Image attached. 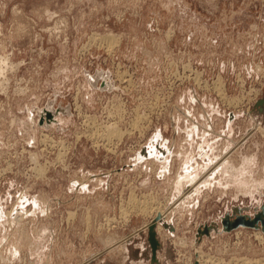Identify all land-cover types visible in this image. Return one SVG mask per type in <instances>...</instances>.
I'll return each instance as SVG.
<instances>
[{
    "label": "rangeland",
    "instance_id": "1",
    "mask_svg": "<svg viewBox=\"0 0 264 264\" xmlns=\"http://www.w3.org/2000/svg\"><path fill=\"white\" fill-rule=\"evenodd\" d=\"M0 27V264L264 262L263 224L223 226L263 218L264 0H0ZM178 152L226 156V192L206 169L195 196Z\"/></svg>",
    "mask_w": 264,
    "mask_h": 264
},
{
    "label": "bare ground",
    "instance_id": "2",
    "mask_svg": "<svg viewBox=\"0 0 264 264\" xmlns=\"http://www.w3.org/2000/svg\"><path fill=\"white\" fill-rule=\"evenodd\" d=\"M14 16V15H13ZM15 17V16H14ZM0 29H1V27H0ZM18 29V28H17ZM19 32V31H18ZM95 34V33H94ZM97 34V33H96ZM95 34V35H96ZM98 36H100V35H96V36H93V41H94V38H96V40L98 39V41L99 42H101V43H104L105 44V46L107 47H109V49H111L112 47H114L115 45H116V41H115V38L117 37H114V36H106V35H104V36H106V37H104V36H100V37H98ZM5 37V36H4ZM89 38V37H88ZM89 40H91L92 41V38L90 39L89 38ZM116 40H117V38H116ZM96 42V41H95ZM119 42V41H118ZM89 43H90V41H89ZM93 43V42H92ZM98 43V42H97ZM98 44H100V43H98ZM84 46H85V44H84ZM87 46V45H86ZM99 46V45H98ZM107 47V48H108ZM5 49V46L4 45H2V43L0 44V89L2 90V89H4V92H5V88H6V86H7V84H8V82H9V80H10V75L11 74H9V72L10 71H12L13 72V70L17 67V64H15V63H13L12 62V60L11 59H8V56L7 55H5L3 52H1V50H4ZM109 51H111V50H109ZM12 56H13V54H12ZM11 56V57H12ZM19 64V63H18ZM17 68H19V67H17ZM185 68V67H184ZM259 69V68H258ZM187 71V70H186ZM264 71V70H263ZM122 72V71H121ZM191 72V71H190ZM192 75V74H191ZM185 76V75H184ZM190 76V75H189ZM196 76V75H195ZM194 76V77H195ZM200 76V75H199ZM193 77V76H192ZM197 77V76H196ZM184 78H187V76L186 77H184ZM91 79H93V77L91 78ZM20 80V79H19ZM23 80V79H22ZM196 80H197V78H196ZM29 81V80H28ZM27 82V81H26ZM130 82V81H129ZM213 82H217V81H213ZM220 82V81H219ZM11 84V83H10ZM9 85V84H8ZM18 85H19V83H18ZM201 85V84H200ZM205 85V84H204ZM213 86V85H212ZM19 87V86H18ZM17 87V88H18ZM21 87V86H20ZM20 87H19V90L18 91H21L20 90ZM203 87H206V85L205 86H203ZM208 87V86H207ZM22 88V87H21ZM25 88V87H24ZM214 88V87H213ZM10 89V88H9ZM13 89V88H12ZM26 89V88H25ZM212 89V88H211ZM215 89L217 90V92H218V94L220 95V97H222V98H224V96H223V92H222V90H221V87L219 86V84L218 85H216L215 84ZM8 89H6V91H7ZM17 90H14V91H17ZM23 90V89H22ZM215 91V90H214ZM6 93V92H5ZM13 93V92H12ZM21 93H23V92H21ZM4 94V93H3ZM9 94V93H8ZM8 94H6V95H8ZM188 94H190V93H188ZM5 95V94H4ZM5 95V96H6ZM181 95V94H180ZM14 96V95H13ZM22 96V95H21ZM185 96V95H184ZM187 96V95H186ZM189 96V95H188ZM191 96V95H190ZM217 96V95H216ZM8 97V96H7ZM77 97V96H76ZM76 97H75V99H76ZM2 98V97H1ZM178 98H180V97H178ZM183 98V97H182ZM221 98V99H222ZM12 99V98H11ZM238 100H240L239 98H237ZM1 100V99H0ZM190 100V99H189ZM226 100V99H225ZM228 100V99H227ZM226 100V102H228ZM234 100V99H233ZM237 100V101H238ZM6 101H8V100H6ZM182 101V100H181ZM203 101V100H202ZM235 101V100H234ZM242 101V100H241ZM223 102V101H222ZM239 103H241V102H239ZM9 104V103H8ZM79 105V104H78ZM77 105V106H78ZM231 105V104H230ZM11 106V105H10ZM74 106H75V104H74ZM48 107V106H47ZM206 107V106H205ZM212 108V107H211ZM162 110V109H161ZM166 110V109H165ZM164 109H163V111H165ZM77 111V110H76ZM159 111V110H158ZM187 111V110H186ZM30 112V111H29ZM37 113H39V111L37 112ZM78 113V112H77ZM57 114V113H56ZM144 114V113H143ZM80 115V114H79ZM89 116V115H88ZM112 116V115H111ZM136 116H141V115H136ZM145 116V115H144ZM143 116V117H144ZM95 117V116H94ZM146 117V116H145ZM15 118H17V117H14V119ZM138 118V117H137ZM12 119V118H11ZM57 119V118H56ZM93 119V118H92ZM136 118H134V121L135 122H137L136 120H135ZM139 119V118H138ZM145 119V118H144ZM19 119H17V121H18ZM91 119H89V121H90ZM143 120V119H142ZM141 120V121H142ZM32 121V120H31ZM84 121V120H83ZM91 121H94V120H91ZM140 121V120H139ZM148 121V120H147ZM11 122V121H10ZM14 122V124H15V120L13 121ZM12 122V123H13ZM111 122H113V121H111ZM115 122V121H114ZM134 122V123H135ZM149 122V121H148ZM18 123V122H17ZM92 123H94V122H92ZM133 123V125L135 126V128H136V125H141V124H134ZM138 123V122H137ZM11 124V123H10ZM229 124V123H228ZM94 125V124H93ZM116 125V124H115ZM130 125V124H129ZM13 126V125H12ZM131 126V125H130ZM129 126V127H130ZM133 126V127H134ZM10 127V126H9ZM24 127V126H23ZM84 127V126H83ZM91 127V126H90ZM257 127V126H256ZM13 128V127H12ZM8 129V128H7ZM29 129V128H28ZM94 129H96V128H94ZM27 130V129H26ZM105 130V129H104ZM192 130V129H191ZM42 131V130H41ZM88 131V130H87ZM91 131V130H90ZM93 131V130H92ZM123 131V130H122ZM195 132H196V130H194ZM193 131V132H194ZM251 131V130H250ZM27 133V132H26ZM84 133V132H83ZM91 133V132H90ZM102 133V132H101ZM104 134V138H105V140L107 141V140H110V139H112V138H116V139H119V138H121L122 137V132H121V130L119 129V128H116L114 125H113V127L112 126H110V127H107L106 126V130H105V132H103ZM128 133V132H127ZM10 134V133H9ZM24 134H25V131H24ZM94 134H96V131H95V133ZM98 134H100V132L98 133ZM12 135V134H11ZM10 135V136H11ZM41 135V134H40ZM48 135V134H47ZM103 135H100L99 137H101L102 138V136ZM192 135V134H191ZM246 135V134H245ZM248 135H249V133H248ZM45 135H43V137H44ZM50 136V135H49ZM91 136V135H90ZM92 136H94V135H92ZM97 136V135H96ZM250 136H251V133H250ZM12 137H13V135H12ZM98 137V136H97ZM153 137V136H152ZM189 137V136H188ZM246 137V136H245ZM42 138V137H41ZM41 138H40V140H41ZM95 138V137H94ZM49 139V138H48ZM43 140H44V138H43ZM62 140V139H61ZM113 140V139H112ZM150 140V139H149ZM242 140V139H241ZM245 140V139H244ZM244 140H242V143H243V141ZM58 141V140H57ZM157 141V140H156ZM41 142H42V140H41ZM51 142H53V140L51 141ZM55 142V141H54ZM111 142V141H110ZM187 142H189L188 141V139H187ZM241 142V141H240ZM24 143V142H23ZM42 143H44V142H42ZM112 143V142H111ZM115 143V142H114ZM239 143V142H238ZM55 144V143H54ZM109 144V143H108ZM107 144V145H108ZM163 144V143H162ZM237 144V143H236ZM61 145V144H60ZM146 145V144H145ZM159 145V144H158ZM164 145V144H163ZM240 145V144H239ZM57 147H58V145H57ZM156 147V146H155ZM164 147V146H163ZM64 148V147H63ZM67 148V147H66ZM149 148V147H148ZM168 148H169V146H168ZM167 148V149H168ZM66 150V149H65ZM163 150H164V148H163ZM152 151H153V149H152ZM156 151V150H155ZM147 152H148V150H147ZM35 153V152H34ZM155 153V152H154ZM170 153V152H169ZM29 154H31V153H29ZM162 154V153H161ZM33 155V154H32ZM38 155V154H37ZM160 155V154H159ZM165 156V155H164ZM177 156H179L182 160H183V158H184V154L183 153H181V152H178V154H177ZM31 157V156H30ZM34 157V156H33ZM61 157V156H60ZM34 159V158H33ZM153 159V158H152ZM185 159V158H184ZM224 160H226L225 158H223ZM57 160V159H56ZM165 160V159H164ZM190 161H191V159H190ZM190 161H187V162H185V160H183V162H182V166H184V167H186V173L189 171V172H192V169H189L188 168V165H189V163H190ZM154 162H157V161H154ZM161 162V161H160ZM54 163V162H53ZM34 164V163H33ZM164 164V162H162V165ZM168 165V164H167ZM64 167V166H63ZM158 167V166H157ZM34 169H36V168H34ZM165 170V169H164ZM228 170H230V168H227V171ZM43 170H41V167L40 168H37V173L40 175V173L42 172ZM184 171V170H183ZM218 172L219 171V169L216 167V169H215V172ZM35 172V171H34ZM188 172V173H189ZM163 173V172H162ZM166 173V172H165ZM193 173V175L195 174V172H192ZM43 174V173H42ZM180 174H182V173H180ZM214 174H216V173H214V171H212V173H210V176L212 175V176H214ZM185 178V177H184ZM191 178H192V175H191ZM213 178L214 177H211V180H210V182L213 180ZM188 180H190V179H188ZM187 179H184V181H188ZM182 181H183V179H182ZM181 182V181H180ZM182 183H184V182H182ZM214 183V182H213ZM215 183H217L218 184V180H216V182ZM179 184V183H178ZM177 184V185H178ZM181 185V184H180ZM186 185V184H185ZM184 186V185H183ZM216 187H217V185H216ZM225 187V186H224ZM178 188V187H177ZM181 188V187H180ZM179 188V189H180ZM247 192V191H246ZM132 197H134V196H132ZM140 198V197H139ZM146 198V197H145ZM185 198V197H184ZM131 201V203L133 204V205H136L137 207H138V210H140V212L142 211H146V210H151V209H153L154 211H156V208H157V206L155 207L154 206V208H153V204L152 203H154V202H152L151 200L149 201V199H146V200H144V201H142V200H140L141 202H138V203H136L135 201L136 200H134V198L132 199H130ZM179 200V199H178ZM177 200V201H178ZM139 201V200H138ZM183 201V200H182ZM130 202H129V204H130ZM152 202V203H151ZM183 203V202H182ZM131 205V204H130ZM130 205H129V208H130ZM135 206V207H136ZM180 206H181V204H180ZM128 208V209H129ZM164 208V207H163ZM169 208V207H168ZM173 208V207H172ZM127 209V208H126ZM171 209V208H170ZM129 210H132V209H129ZM120 211H121V208H120ZM126 211H128V210H126ZM125 211V212H126ZM135 211V210H134ZM147 211V212H148ZM163 211H165V210H159L158 212H155V214H158V213H161V217L162 218H165V216H164V213H163ZM169 211V210H168ZM171 212L173 211V209L172 210H170ZM123 213H124V209H123V211H122ZM130 212V211H129ZM137 212V211H136ZM127 213V212H126ZM126 213H125V215H126ZM149 213V212H148ZM151 213V212H150ZM154 214V215H155ZM169 215H171V213L169 214ZM72 217V216H71ZM169 217V216H168ZM113 218V217H112ZM161 218V219H162ZM161 221H163V219L161 220ZM111 225V224H110ZM167 224H165V226H166ZM148 226V225H147ZM167 227V226H166ZM144 228H146V227H144ZM158 228H159V226H158ZM168 228V227H167ZM173 229V228H172ZM214 230V229H213ZM170 231V230H169ZM261 235H262V233H261ZM255 238L256 239H259V240H261V236L259 235V232H255ZM197 253V252H196ZM197 255V254H196ZM199 256H200V259H201V262H204V263H207V262H209V261H211V262H213V259L212 258H208L207 256H203V255H200V254H198ZM190 258V257H189ZM231 259V258H230ZM234 259V258H233ZM250 258H246V259H238V261L237 262H234L235 264H264V262H262V261H260V260H249ZM236 260V259H235ZM262 260V259H261ZM200 261V260H199ZM238 262H241V263H238ZM203 264V263H202ZM229 264V263H228ZM232 264V263H231Z\"/></svg>",
    "mask_w": 264,
    "mask_h": 264
},
{
    "label": "crops",
    "instance_id": "3",
    "mask_svg": "<svg viewBox=\"0 0 264 264\" xmlns=\"http://www.w3.org/2000/svg\"><path fill=\"white\" fill-rule=\"evenodd\" d=\"M106 36H110V35H106ZM111 37V36H110ZM115 37V36H114ZM184 154V160H185V162H187V161H190V159H191V161H190V163H192L193 161H194V159H193V157H192V154H187V155H185V152L183 153ZM176 157H177V155H175ZM218 156V157H217ZM190 157V158H189ZM212 158V159H211ZM218 159L217 160V163H215V166L219 169V171L217 172L218 173V177H216V178H213V182H214V185L212 184L213 182L211 181L210 182V180H208V179H206V180H204L203 182H206V183H208L207 185H206V187H211V186H216V185H218V186H221L222 188H221V190L222 191H224L225 190V192H226V190H227V186L229 185V184H227V178L225 179V178H223L222 177V174H227L226 172H227V166H229V168L230 167H232V165H231V163L230 162H227V158H226V156H224L223 154H220V155H215V156H213V157H210L209 156V154L208 153H205V161H204V163L203 164H201V166H199L198 164H197V162H195V163H193V164H190V165H188V168L189 169H192V172H195V174H194V177L192 176V178H191V180H188L187 182L188 183H191V185L190 186H192V189H193V194H195V196L199 193V191H200V188H193L196 184H193V182L196 180V178L202 173V171H204V170H206V169H208V170H215V169H212L211 167L213 166V163H212V160L213 159ZM223 158H225L226 160H224ZM181 161L183 162V160L181 159ZM182 162H181V164H182ZM236 170V169H235ZM237 171V170H236ZM234 174H235V176H234ZM210 176V175H209ZM252 175H249L248 177H245V178H243V177H238L237 176V172L236 173H233V175H232V177L230 178V182H233V183H235L236 185L238 184L239 186H240V189L242 190V188L243 189H245V185L247 184V182H246V178H250ZM193 179V180H192ZM216 180H218V184L217 183H215L216 182ZM199 185H197V187H198ZM225 186V187H224ZM200 187V186H199ZM192 189L190 190V192H192ZM237 191H239L238 189H236ZM248 192V191H247ZM224 193V192H223ZM240 193V192H239ZM192 195H190V197H191ZM164 205V204H163ZM163 205L161 204H157V208H156V211H154V213L155 212H158L159 210L161 211L162 209H163ZM158 228V227H157ZM180 240V245L181 246H183L184 244H185V241H183V239H179ZM179 242V241H178Z\"/></svg>",
    "mask_w": 264,
    "mask_h": 264
},
{
    "label": "water",
    "instance_id": "4",
    "mask_svg": "<svg viewBox=\"0 0 264 264\" xmlns=\"http://www.w3.org/2000/svg\"><path fill=\"white\" fill-rule=\"evenodd\" d=\"M264 210V208H263ZM260 216H263V218L259 217L257 218L256 216L254 217V219L252 220H248L247 218L245 217H237L235 220H232V221H229L228 219V216L226 217V219L223 221V226L225 227V231H229L232 227H236V226H239V225H242V226H247V225H251V227H254V228H257L258 225H256L257 222H259L260 224H263L264 226V212L261 213ZM150 228V233H149V243H151V246H152V250H155L157 248V242L154 238V232H153V228H151V226H149Z\"/></svg>",
    "mask_w": 264,
    "mask_h": 264
}]
</instances>
